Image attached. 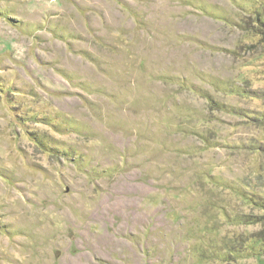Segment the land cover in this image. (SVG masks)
<instances>
[{"label":"rangeland","instance_id":"rangeland-1","mask_svg":"<svg viewBox=\"0 0 264 264\" xmlns=\"http://www.w3.org/2000/svg\"><path fill=\"white\" fill-rule=\"evenodd\" d=\"M264 0H0V264H264Z\"/></svg>","mask_w":264,"mask_h":264},{"label":"trees","instance_id":"trees-1","mask_svg":"<svg viewBox=\"0 0 264 264\" xmlns=\"http://www.w3.org/2000/svg\"><path fill=\"white\" fill-rule=\"evenodd\" d=\"M258 22H260L259 19H258ZM260 23H262V22H260ZM262 25H264V23H262Z\"/></svg>","mask_w":264,"mask_h":264}]
</instances>
